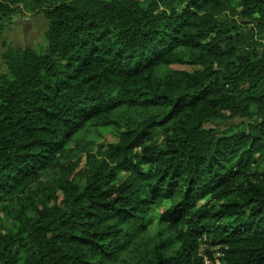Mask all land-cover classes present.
<instances>
[{"label":"trees","instance_id":"1","mask_svg":"<svg viewBox=\"0 0 264 264\" xmlns=\"http://www.w3.org/2000/svg\"><path fill=\"white\" fill-rule=\"evenodd\" d=\"M23 10L47 30L2 53L0 264H264V0H0V25Z\"/></svg>","mask_w":264,"mask_h":264},{"label":"rangeland","instance_id":"2","mask_svg":"<svg viewBox=\"0 0 264 264\" xmlns=\"http://www.w3.org/2000/svg\"><path fill=\"white\" fill-rule=\"evenodd\" d=\"M36 10L26 11L23 10L17 16H14L10 21L3 22L0 25V73L5 71V66L2 61V53L4 47L6 48H18V47H32L35 50H41L44 46V34L47 30V22L42 15L35 13ZM177 69L193 71L191 66H176ZM214 127H219V124H215ZM107 142H114L116 139L112 134L106 136ZM85 164V160L81 164V170ZM82 182L83 179L80 178ZM160 210H155L151 214L150 218V233L154 234L157 230V220ZM2 219H0V222ZM216 262V261H215ZM216 264H220L219 262Z\"/></svg>","mask_w":264,"mask_h":264},{"label":"built area","instance_id":"3","mask_svg":"<svg viewBox=\"0 0 264 264\" xmlns=\"http://www.w3.org/2000/svg\"><path fill=\"white\" fill-rule=\"evenodd\" d=\"M220 263V261H219V259H216V262L215 263H213L212 261H210L207 257H205V263L206 264H216V263ZM221 264V263H220Z\"/></svg>","mask_w":264,"mask_h":264}]
</instances>
